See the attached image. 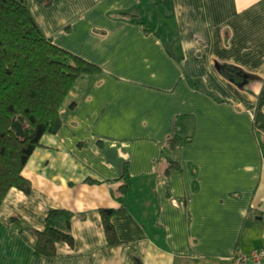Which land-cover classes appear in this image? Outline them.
Wrapping results in <instances>:
<instances>
[{
  "label": "crops",
  "instance_id": "crops-1",
  "mask_svg": "<svg viewBox=\"0 0 264 264\" xmlns=\"http://www.w3.org/2000/svg\"><path fill=\"white\" fill-rule=\"evenodd\" d=\"M28 3L46 36L102 71L42 137L30 192L0 205V264H238L264 247V0ZM175 136L193 141L163 158ZM124 206L110 245L101 209ZM52 208L72 211L75 244L37 256L28 226Z\"/></svg>",
  "mask_w": 264,
  "mask_h": 264
},
{
  "label": "trees",
  "instance_id": "trees-1",
  "mask_svg": "<svg viewBox=\"0 0 264 264\" xmlns=\"http://www.w3.org/2000/svg\"><path fill=\"white\" fill-rule=\"evenodd\" d=\"M216 64L224 65L218 60ZM228 70L233 81H244L237 78L234 69ZM101 71L100 66L46 36L28 0H0V205L13 187L30 192L31 181L23 172L29 159L45 134L60 129L61 109L76 84ZM16 124L22 127L23 135ZM192 141L191 137L169 138L163 144L162 157L176 154L182 142ZM181 166L178 157L172 158L167 171L181 170ZM128 189L129 184L124 182L123 198ZM101 213L108 243H121L112 218L127 213L126 206L102 208ZM72 216L71 210L52 208L47 211L42 230L28 226L36 237L35 255L56 256L58 244H75Z\"/></svg>",
  "mask_w": 264,
  "mask_h": 264
},
{
  "label": "built area",
  "instance_id": "built-area-1",
  "mask_svg": "<svg viewBox=\"0 0 264 264\" xmlns=\"http://www.w3.org/2000/svg\"><path fill=\"white\" fill-rule=\"evenodd\" d=\"M238 264H264V247L255 248L250 253H240L236 256Z\"/></svg>",
  "mask_w": 264,
  "mask_h": 264
},
{
  "label": "water",
  "instance_id": "water-1",
  "mask_svg": "<svg viewBox=\"0 0 264 264\" xmlns=\"http://www.w3.org/2000/svg\"><path fill=\"white\" fill-rule=\"evenodd\" d=\"M16 127L18 129V133L21 134V135H23V129H22V127L19 124H16Z\"/></svg>",
  "mask_w": 264,
  "mask_h": 264
},
{
  "label": "rangeland",
  "instance_id": "rangeland-1",
  "mask_svg": "<svg viewBox=\"0 0 264 264\" xmlns=\"http://www.w3.org/2000/svg\"><path fill=\"white\" fill-rule=\"evenodd\" d=\"M253 93V91H251Z\"/></svg>",
  "mask_w": 264,
  "mask_h": 264
}]
</instances>
